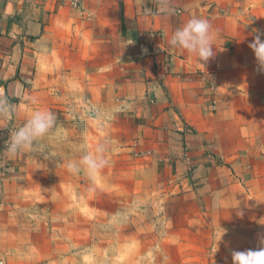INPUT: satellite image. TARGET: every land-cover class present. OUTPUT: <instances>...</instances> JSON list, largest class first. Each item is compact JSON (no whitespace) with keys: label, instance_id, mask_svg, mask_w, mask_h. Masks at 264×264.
Here are the masks:
<instances>
[{"label":"crops","instance_id":"obj_1","mask_svg":"<svg viewBox=\"0 0 264 264\" xmlns=\"http://www.w3.org/2000/svg\"><path fill=\"white\" fill-rule=\"evenodd\" d=\"M262 4L172 0L164 15L151 0H0V95L13 106L0 119V180L104 145L165 211L224 233L220 264H231L234 241L235 251L258 250L264 231L237 233L264 229V73L248 47L250 12ZM191 17L211 24L207 62L167 43ZM38 108L82 126L56 124L34 150L5 157V129Z\"/></svg>","mask_w":264,"mask_h":264},{"label":"rangeland","instance_id":"obj_2","mask_svg":"<svg viewBox=\"0 0 264 264\" xmlns=\"http://www.w3.org/2000/svg\"><path fill=\"white\" fill-rule=\"evenodd\" d=\"M250 13V29L264 31V4L255 5ZM260 101L264 103V93ZM55 116V125L74 124L80 130L83 123L80 116ZM23 123L14 118V129ZM107 160L109 164L94 179L82 167L76 174L67 170L69 163L79 164L80 159H45L33 175L0 180V260L5 264H153L146 254L159 244L163 255L156 253L154 264L222 262L220 251L226 243L220 229L201 231V223L178 218L177 207L165 211L157 204L160 196L153 200L144 186L130 180L128 159ZM259 230L264 231L251 227L237 234L252 237ZM230 245L238 249L235 241Z\"/></svg>","mask_w":264,"mask_h":264},{"label":"clouds","instance_id":"obj_3","mask_svg":"<svg viewBox=\"0 0 264 264\" xmlns=\"http://www.w3.org/2000/svg\"><path fill=\"white\" fill-rule=\"evenodd\" d=\"M151 2L157 5L161 14H173L172 0H151ZM250 35L252 39L248 47L254 54L257 71L264 73V31L254 29ZM167 43L172 48L185 50L201 63L207 62L215 55L211 24L202 17H191L181 27L175 28L168 37ZM32 103L35 104L36 100L33 99ZM121 110L117 109V111ZM12 113L13 106L7 96L0 95V119L8 118ZM84 116L86 119L97 121L100 119V113L94 106H87ZM55 123L56 116L52 111L44 108L33 110L22 126L17 128L6 142L4 156L13 158L21 152L34 150V143L45 139ZM105 151V146L99 145L94 152L83 155L79 164L69 163L67 170L76 174L82 167L94 179L109 164L104 155ZM259 242L261 247L258 250L232 251L231 264H264V238H261ZM156 253L163 255L159 244L146 254V258L151 257L153 264L156 260Z\"/></svg>","mask_w":264,"mask_h":264},{"label":"built area","instance_id":"obj_4","mask_svg":"<svg viewBox=\"0 0 264 264\" xmlns=\"http://www.w3.org/2000/svg\"><path fill=\"white\" fill-rule=\"evenodd\" d=\"M72 4H76V0H71ZM6 133H1L2 134V139L6 142L9 140L10 136L12 135V133L15 131L14 127H10L9 129H5ZM0 264H5L4 261L0 260Z\"/></svg>","mask_w":264,"mask_h":264}]
</instances>
